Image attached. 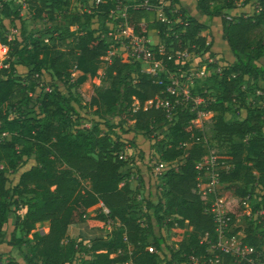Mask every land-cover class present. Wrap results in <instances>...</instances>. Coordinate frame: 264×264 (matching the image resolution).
Wrapping results in <instances>:
<instances>
[{
	"label": "trees",
	"instance_id": "trees-1",
	"mask_svg": "<svg viewBox=\"0 0 264 264\" xmlns=\"http://www.w3.org/2000/svg\"><path fill=\"white\" fill-rule=\"evenodd\" d=\"M11 1L0 0V42L8 47L7 67L0 68V236H5L3 225L7 224L11 232L6 241L13 247H27L23 253L27 264H71L77 254L82 255L81 264H186L191 251L205 248L200 240L215 239V224L206 212L207 197L197 185L196 165L207 154L218 164H227L218 175L230 193L224 206L232 222L245 215L246 200L264 191V105L250 104L249 91L243 87L245 76L252 78L254 87L264 78V64L258 63L264 57V8L226 20V10L234 9L233 0H195L209 18L221 16V31L209 35L204 21L185 16L179 8L169 13L181 0H92L91 8L81 13L67 10L71 0H21L33 19L53 20L61 10L76 25L75 30H45L43 34L51 33L48 39L52 41L45 43L26 35L21 25L19 33L8 36L7 24L21 19V6L14 8ZM77 1L89 5V0ZM145 1L153 7L164 2L172 20L170 29L156 19L155 10L142 5ZM120 7L124 15L115 23L132 28L140 37L154 29L166 48L200 52L207 62L214 56L215 43L224 42L234 56L222 68L213 60L208 63L206 77L199 78L192 89L193 93L204 90L203 96L209 97L204 106H198L211 113L201 128L191 123L196 113L189 110L190 104L173 108L168 139L158 160L179 162L160 174L162 199L155 204L144 199L143 210L127 179L129 174L122 170L127 160L118 130L130 124L147 135L155 132L170 117L164 108L146 106V102L155 97L170 102L174 98L166 91V75H151L140 61L111 55L106 67L101 66L110 42L90 25L95 18L112 22L110 13ZM208 37L211 40L206 44ZM163 57L174 70L173 60ZM18 65L26 68L28 83L18 80ZM103 80L110 85L100 86ZM89 83L92 90L86 95L82 88ZM80 100L103 120L80 126L81 115L73 106ZM232 107L242 117L225 120L223 114ZM13 109L18 112L15 117L10 116ZM111 115L119 121L104 118ZM3 132L10 137H1ZM23 156L33 162L8 187L7 172ZM154 217L156 223L167 218L172 229L190 227V237L174 250L163 236L154 235ZM83 222L91 229H112L105 237L86 240L77 232ZM37 223H46L47 232L34 231ZM232 233L243 244L260 250L264 258L263 220L251 218ZM0 264L20 263L9 257L6 262L0 259Z\"/></svg>",
	"mask_w": 264,
	"mask_h": 264
},
{
	"label": "rangeland",
	"instance_id": "rangeland-1",
	"mask_svg": "<svg viewBox=\"0 0 264 264\" xmlns=\"http://www.w3.org/2000/svg\"><path fill=\"white\" fill-rule=\"evenodd\" d=\"M91 1L92 0H89V5H86V3H81L77 0H71L70 5L67 7V10L70 12L81 13L82 11H86L91 8ZM11 6H13L14 8L21 6V19L16 20L15 25H12L10 23L7 24L9 30V37H12L16 33H19L21 25V29H23L26 35H31L34 38L42 39L45 43H52V41L48 39L51 33L43 34L45 30H53L55 28H69V30L76 29V25H71V18L65 16V13L61 10L57 11L58 15L53 20L33 19L29 16V13L21 0H12ZM178 8L185 11L183 12L185 16H192L193 18L199 21H204L206 24H208L209 35L212 32L217 33L221 31V16H213L209 18L207 15H205L198 9L195 0H181V3L178 4L177 7L175 6L172 12H178ZM123 11L124 7H120L119 10L115 11L112 17L110 18L113 23V34L108 36V38L106 37V33L109 31L110 26H108L106 23H103L102 20L95 18L92 21L90 27L97 28V30L104 34L103 37L107 41H109L110 45L112 46L113 55H118L125 60V58H127L128 54L131 51V48L129 47V39L127 37V35L130 34V31L126 30L124 31V33L122 32L123 34H118V30L120 28H118L115 23L120 22L119 18L123 16ZM237 12H239V10L227 9L225 13L233 14ZM0 18H2L1 15ZM148 35L149 39L152 42L157 41L156 32L154 30L149 31ZM210 40V37H208L206 44H208ZM212 50L214 51V56L212 57V60L213 62L217 63L220 68L227 64H231L234 61V56L230 52L229 48L224 44V42L220 43V45H218V43L216 42L215 46L212 47ZM107 58L108 57H103L104 62L101 63V66L103 68L106 67ZM189 58V64L192 69H200L206 67L207 64L210 63L205 61L206 58L201 55L200 52L197 51H191V57ZM258 63L260 65H263L264 57H262L258 61ZM141 64V67L144 68L143 66H145V64ZM26 73L27 70L24 66L18 65L16 67V76L19 81L28 83ZM76 76L77 72L73 74V77ZM197 81L199 82V78L195 79V84ZM109 85L110 82L108 80H103L100 83V86L102 87H107ZM186 85L189 84L185 82L184 86ZM59 86L63 88L61 83H59ZM243 87L249 91L247 101L250 104L264 105V78L260 79L259 87H254L252 85V78L250 76H245ZM82 90L84 94L89 95L92 90V84L89 83L83 86ZM195 90H198V88ZM37 91H39V88L37 89ZM73 106H75L76 110L81 115V118L78 121V124L80 126L88 127L95 120H103L94 112V109L85 107L84 102L81 100L79 102H73ZM234 108L235 107H232L230 111L223 114L225 120H232L242 117L241 112L239 110H235ZM24 111L33 114L32 112H30V108H24ZM17 115L18 112L15 109L10 111L11 117H15ZM210 115L211 114H208L206 115V117H209ZM104 118H107L110 122L113 123H117L119 121V118L116 115L104 116ZM204 118L205 117H200L199 120L195 121L197 128H201L200 122L203 121ZM170 125L171 117L165 123H161L160 125H158V128L155 130V132L149 135L141 131L134 130L132 125L130 124H125L122 130H118L119 139L125 142V146L123 148V156L127 160V164L122 168V170L124 173L129 174L127 179L130 181V184L134 189V196L136 197V202L139 208L142 210L145 207L144 199L150 200L152 204H155L160 199H162L161 196L163 192V186L161 184V177L160 175H155L154 171L152 170V166L154 162L158 161L160 149L163 148L165 143L167 142V135L170 132ZM235 140L241 141L240 139ZM20 146L21 144H19V147ZM32 162L33 160L31 158L23 156L21 161L18 162L17 167L12 171L9 170L7 172V186L11 187L12 185H14L19 174L23 170L28 168ZM178 162L179 161L177 160L172 161L170 168H175ZM2 164H4V162ZM148 192L149 195L147 194ZM220 193L223 195L224 202L225 200H228L230 198L229 190L225 185L223 186V188L220 189ZM209 200H211V197H209ZM245 206V215L238 217L234 222H232L234 227L244 225L251 218H257L258 221L260 218L264 221V211L262 212V210H264V191L258 190L251 199L246 200ZM24 211L25 208L21 206L19 208V213L23 214ZM89 211H91V209ZM153 222L155 223L154 235L163 236L166 243L173 247L174 250L180 248L182 241L190 237L191 228L188 226L176 229L169 228L167 226V218H162L158 223H156V218L154 217ZM80 226H82V224L77 227L79 235L86 240L92 238H99L103 236V232L106 234L112 229V226H107L103 228L102 231H100V234L96 233L90 237L87 235V228L85 226L81 228ZM5 227V236H0V259L3 262H6L7 258L12 257L14 259H18V262L20 264H27L26 261L23 259V253L27 251V247L23 246L21 248H18L8 245L6 239H9L11 229H7V224ZM47 230L48 228L46 226V223H37L34 229V231H37L39 233L47 232ZM17 235L19 236L20 233L17 232ZM29 238H31V235H29ZM149 239L152 240V238ZM81 259L82 255L77 254L71 264H81ZM162 264H164V262H162Z\"/></svg>",
	"mask_w": 264,
	"mask_h": 264
},
{
	"label": "built area",
	"instance_id": "built-area-1",
	"mask_svg": "<svg viewBox=\"0 0 264 264\" xmlns=\"http://www.w3.org/2000/svg\"><path fill=\"white\" fill-rule=\"evenodd\" d=\"M98 2L99 0H96V3ZM233 3L235 5L233 10H239V12L226 14L224 16L226 20H232L235 15L246 16L247 14L259 13L264 8V0H233ZM142 5L147 7V9L155 10L156 19L165 22L167 24V29H170L172 20L164 10V2L155 7L149 6L146 1ZM175 6L177 7L178 4H175ZM169 13L173 14L172 10H170ZM113 14L112 11L109 17L111 18ZM107 25L110 26L109 31L106 33V37L108 38V36L113 34V23L109 22ZM116 26L120 28L118 34H123L126 30L130 31L127 37L129 39L131 51L125 59L140 61L145 64L143 70L146 72L158 78H160L159 73H164L167 79H169L166 91L173 96L174 100L170 102L168 98L163 99L155 97L154 100L147 101L146 106L154 104L156 107H162L168 113L167 116L170 117L175 105H182L183 108H186V105L190 104L189 110L196 113L197 119L195 118L191 121L195 127H197L195 124L196 120H199L200 117L207 118L206 115L211 114L198 108L200 105L204 106L207 99H209V97L203 96L202 93L204 90L197 91L196 93L192 92V88L196 85L195 79L205 78L207 75V68L192 69L190 67L189 57H191V51L187 49L173 50L171 46L166 48L160 40L154 44L156 45L155 47H152L144 37L134 34L132 28L120 23L116 24ZM103 35L104 34L100 32L102 38H104ZM7 53L8 47L0 42V68L7 67ZM111 55H113V52L112 46L110 45L107 55L105 56L108 57L106 60H109ZM164 55L168 61L173 60L175 65L174 70H170L167 67V63L163 57ZM208 61L212 62V59ZM185 82L189 85L184 86ZM158 83H162V80L159 79ZM201 86L202 85H200V87ZM202 122L203 121L200 122L201 126ZM1 137L9 138L10 136L3 132L1 133ZM171 164L172 161L158 160L153 163L152 170L155 175L158 176L170 169ZM196 167L199 170L198 189L207 197L208 206L206 212L211 214L215 224V239L213 241L207 240L206 242L200 240L199 243L201 245L206 244L205 248L199 252L191 251L187 256L186 264H225L226 258L228 259V264L240 262L264 264V258L260 256V250L253 246L243 244L237 236L232 233L234 226L228 214V210L224 207V198L220 193V189L223 188L224 185L220 181L218 175L220 170L227 168V164H218L214 156L207 154L203 161L197 163ZM209 197H211V200H209ZM103 210L106 213L108 212L107 208H103ZM263 211L264 210H262V212ZM261 250L264 253V247H262Z\"/></svg>",
	"mask_w": 264,
	"mask_h": 264
},
{
	"label": "crops",
	"instance_id": "crops-1",
	"mask_svg": "<svg viewBox=\"0 0 264 264\" xmlns=\"http://www.w3.org/2000/svg\"><path fill=\"white\" fill-rule=\"evenodd\" d=\"M122 14H124V12L122 13ZM109 22H106V24H108ZM154 30V29H153ZM153 30H148L147 31V35H146V40L150 43V44H156L157 42H158V40H159V37H158V34H157V31L156 30H154L155 32H156V36H157V41L156 42H152L150 39H149V35H148V33H149V31H153ZM98 32H100V31H98ZM144 67V66H143ZM148 195H149V192L147 193ZM82 224V226H80L81 228L82 227H86L87 229V235L88 236H93V234H96V233H99L100 234V231H102L103 229H91L88 225H87V223L86 222H83V223H80L79 225H81ZM5 226H6V224H4ZM3 225V230H5L6 229V227ZM78 225V226H79ZM77 232H78V230H77ZM79 233V232H78ZM103 236L105 237L106 235H105V233L103 232ZM17 261H18V259H16Z\"/></svg>",
	"mask_w": 264,
	"mask_h": 264
}]
</instances>
